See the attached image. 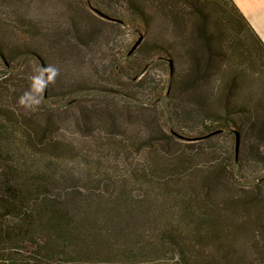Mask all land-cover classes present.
<instances>
[{"label": "rangeland", "instance_id": "374dc122", "mask_svg": "<svg viewBox=\"0 0 264 264\" xmlns=\"http://www.w3.org/2000/svg\"><path fill=\"white\" fill-rule=\"evenodd\" d=\"M186 1L184 16L178 15V23L185 24L181 33L166 6L171 0L142 1L151 17L144 43L171 46L181 57L183 74L190 70L189 35L200 23V13H220L218 5L206 10L203 0L196 12ZM20 11L37 19L46 35L50 29L56 32V51L49 60L62 87H75L83 77L105 79L106 68L140 37L130 28L97 25L96 33L81 34L77 47L76 27L84 23L93 29L95 21L84 13L80 0H24ZM218 25L215 19L211 22L213 32ZM225 37V51L234 44L240 47ZM244 37L246 50L238 57H224L223 73L213 77L214 90L225 86L224 74L240 73L244 85L237 100L254 118L264 120V53L250 33ZM130 61L137 64V59ZM167 73L161 65L151 75L160 80L167 79ZM73 98H55L63 106L51 110L17 80L0 85L1 167L17 210V219L7 229L9 252L23 253L31 264H234L254 236L256 203L245 213L241 189L223 171L196 163L175 145H139L120 114L105 105L98 109L107 131L105 147L98 157L91 156L66 106ZM246 128L255 144L250 124ZM215 145L230 148L233 141L226 136ZM41 245L48 246L47 258L35 263L30 252Z\"/></svg>", "mask_w": 264, "mask_h": 264}, {"label": "trees", "instance_id": "16d2710c", "mask_svg": "<svg viewBox=\"0 0 264 264\" xmlns=\"http://www.w3.org/2000/svg\"><path fill=\"white\" fill-rule=\"evenodd\" d=\"M142 1L80 0L82 10L90 14L96 24L92 22L93 29H88L84 23L78 25L75 45L78 47L81 34L99 31L97 25L113 29L130 28L140 36L139 39H144V35L150 33L151 17ZM185 1L182 0L181 5L179 0H171L172 3L166 5L174 12V25L178 28L185 26L183 21L178 23V15L181 12L183 16L185 14L182 11ZM188 1L192 2L194 11L199 10L197 8L203 1L206 10L210 5L215 8L218 5L220 11L219 15L206 11L200 13V23L189 35L192 45L188 53V72L182 73L181 57L171 46L159 41L144 43L143 40L135 50L133 47L137 42L131 44L111 67L106 68L103 72L105 79L92 81L83 77L75 87H62L55 78L48 80L46 75V70L52 68L49 57L56 51V32L50 29L49 35H46L37 19L21 16L20 8L24 0H0V85L17 80L33 98L40 100L44 108L51 110L63 106L55 98L73 96L66 106L70 107L73 122L91 156L98 157L105 147L107 131L98 111L99 106L105 105L120 114L123 124L139 145H175L196 163L223 171L241 189L247 203L245 213L252 202L257 207L254 236L234 264H264V120L254 118L248 113V107L237 100L236 97L242 96L244 85V77L240 73L224 74L226 83L218 92L214 90L216 81L213 78L221 73L225 56L238 57L246 50V32L250 33L263 53L264 42L233 0H217L219 3L210 4L209 0ZM120 4L123 7H119ZM214 19L219 24L215 32L211 29ZM133 24L139 25L135 28ZM183 28H180V33ZM224 36L241 43L240 47L234 44L229 53L225 51L221 45ZM131 58L137 59L136 65L131 64ZM171 61L175 67L173 75ZM161 65L168 69V78L160 77L158 80L152 77L151 72ZM37 76L45 81L39 83L38 93L33 80ZM247 124H250L249 131L256 135L255 144L250 143ZM237 135L240 137L239 151ZM226 136L232 138V147L215 145ZM2 159L0 141V264H31L23 253L9 252L11 239L7 229L17 219V210L1 167ZM176 167L178 165L174 164ZM205 181L208 180L201 179L200 182ZM46 248L48 246L41 245L37 251L30 252L35 263L45 261L49 251ZM12 255L21 263L15 262Z\"/></svg>", "mask_w": 264, "mask_h": 264}, {"label": "crops", "instance_id": "0c3cea01", "mask_svg": "<svg viewBox=\"0 0 264 264\" xmlns=\"http://www.w3.org/2000/svg\"><path fill=\"white\" fill-rule=\"evenodd\" d=\"M264 42V0H233ZM10 261V258H7Z\"/></svg>", "mask_w": 264, "mask_h": 264}, {"label": "water", "instance_id": "95a60500", "mask_svg": "<svg viewBox=\"0 0 264 264\" xmlns=\"http://www.w3.org/2000/svg\"><path fill=\"white\" fill-rule=\"evenodd\" d=\"M143 40H144L143 37H141L137 41V43L135 44V46L133 47V50H135L143 42ZM174 69H175L174 62L171 61V71H172V75L174 74ZM46 75H48L47 71H46ZM239 145H240V137H239V135H237V151H239Z\"/></svg>", "mask_w": 264, "mask_h": 264}, {"label": "clouds", "instance_id": "9594fccd", "mask_svg": "<svg viewBox=\"0 0 264 264\" xmlns=\"http://www.w3.org/2000/svg\"><path fill=\"white\" fill-rule=\"evenodd\" d=\"M47 72L50 74L48 76V80H53L55 78V76L57 75V70L54 68H51V67L49 69H47ZM35 79L37 80V82H39L41 84L45 83V81L41 77H36Z\"/></svg>", "mask_w": 264, "mask_h": 264}]
</instances>
